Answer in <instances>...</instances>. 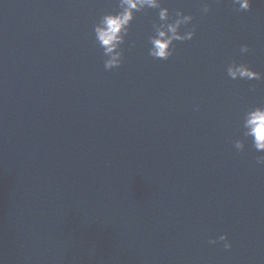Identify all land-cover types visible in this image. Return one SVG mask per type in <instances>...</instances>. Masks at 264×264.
<instances>
[{
    "label": "water",
    "instance_id": "95a60500",
    "mask_svg": "<svg viewBox=\"0 0 264 264\" xmlns=\"http://www.w3.org/2000/svg\"><path fill=\"white\" fill-rule=\"evenodd\" d=\"M161 3L195 37L151 57L145 9L106 70L119 0H0V264H264V154L234 147L264 106V0Z\"/></svg>",
    "mask_w": 264,
    "mask_h": 264
},
{
    "label": "clouds",
    "instance_id": "9594fccd",
    "mask_svg": "<svg viewBox=\"0 0 264 264\" xmlns=\"http://www.w3.org/2000/svg\"><path fill=\"white\" fill-rule=\"evenodd\" d=\"M234 5H238V10H249L252 7L253 0H233ZM145 9H158L159 18L162 21L156 27V34L151 38V48L149 55L159 60H168L174 52V45L177 41L192 40L196 33L195 30L182 32V28L189 25L194 17L191 14L186 15L183 11L176 13L174 19L170 20V13L167 7H163L161 0H119V11L103 15L101 20L95 26V38L104 48L105 69L112 70L121 67L123 64V53L121 45L128 35L129 28L136 17L137 12ZM210 6L205 3L202 6V12L207 13ZM249 51L247 45L241 48V53ZM231 78H257L259 73L253 72L249 66L242 63L233 62L228 69ZM243 140L235 142L234 147L238 151H243L246 147L245 140L251 141L252 147L258 152L264 154V106H257L248 109L243 116ZM257 164L264 166V155L257 157ZM218 241H210L216 244ZM219 242L223 243L225 249H231L232 243L228 236L221 235Z\"/></svg>",
    "mask_w": 264,
    "mask_h": 264
}]
</instances>
